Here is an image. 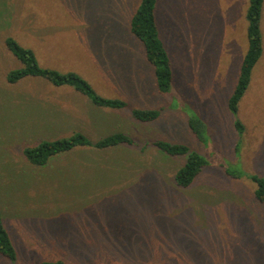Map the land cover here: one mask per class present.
Returning a JSON list of instances; mask_svg holds the SVG:
<instances>
[{
    "label": "rangeland",
    "instance_id": "rangeland-1",
    "mask_svg": "<svg viewBox=\"0 0 264 264\" xmlns=\"http://www.w3.org/2000/svg\"><path fill=\"white\" fill-rule=\"evenodd\" d=\"M139 2L0 0V212L17 252L14 263L0 256V264H264V203L249 179L264 177V54L237 115L227 109L246 48L247 0H158L157 27L172 61L167 94L157 91L129 31ZM6 37L32 49L40 66L77 73L104 98L161 109L159 120L137 122L128 109L90 111L83 96L41 79L7 84L20 64ZM192 116L205 142L189 130ZM74 132L93 142L122 132L135 147L76 149L44 167L22 156L23 146ZM154 140L207 161L188 188L173 179L185 157L141 152Z\"/></svg>",
    "mask_w": 264,
    "mask_h": 264
},
{
    "label": "trees",
    "instance_id": "trees-1",
    "mask_svg": "<svg viewBox=\"0 0 264 264\" xmlns=\"http://www.w3.org/2000/svg\"><path fill=\"white\" fill-rule=\"evenodd\" d=\"M157 7L159 8L158 0H140L131 16L129 31L143 46L146 62L153 68L157 91L160 94H167L173 81L172 61L158 31L156 22ZM242 20L244 22L246 48L240 58L241 62L236 83L227 103V109L234 115H237L239 104L251 87L253 69L259 60L261 61L264 54V36L262 32L264 0H247ZM3 46L20 64L19 68L11 69L6 73L5 82L7 84L14 87H22L23 84L21 83L25 79H41L55 88H70L87 99L95 109L124 111L128 109L126 102L123 100L104 98L98 95L92 86L75 72L62 73L54 68L40 66L34 51L21 46L13 38L6 37L3 39ZM128 112L132 120L140 123L156 122L161 115V109L133 108L128 109ZM238 119L234 121V127L240 134L243 131V125ZM188 128L198 141H206L204 125L197 117H190ZM121 146H127L130 149L135 147V142L122 132L102 136L94 142L89 140L83 133L74 132L57 140H42L35 146H23L22 156L30 166L44 167L57 156L69 154L76 149L105 151ZM149 147L157 149L168 157H185L184 164L175 172L173 177L175 185L181 189L188 188L201 173L202 168L207 165V161L200 154L191 151L182 144L154 140L144 144L141 147V152H144ZM226 174L236 179L241 177L239 172L233 173L226 170ZM249 179L255 185V190L253 191L254 199L259 203H264V177L252 175ZM0 256L11 263L15 262L17 256L11 236L4 226L1 212ZM39 264L67 263L56 260L42 261Z\"/></svg>",
    "mask_w": 264,
    "mask_h": 264
},
{
    "label": "crops",
    "instance_id": "crops-1",
    "mask_svg": "<svg viewBox=\"0 0 264 264\" xmlns=\"http://www.w3.org/2000/svg\"><path fill=\"white\" fill-rule=\"evenodd\" d=\"M83 98V97H82ZM84 101H85V104H86V107H87V109H89L90 111H92V109H95L90 103H89V101H87V99H83ZM89 106V107H88ZM79 107H81L82 108V106L81 105H79ZM98 113H102L103 111H101V110H103V109H95ZM105 110H109V109H105ZM82 111V110H81Z\"/></svg>",
    "mask_w": 264,
    "mask_h": 264
},
{
    "label": "bare ground",
    "instance_id": "bare-ground-1",
    "mask_svg": "<svg viewBox=\"0 0 264 264\" xmlns=\"http://www.w3.org/2000/svg\"><path fill=\"white\" fill-rule=\"evenodd\" d=\"M143 168V167H142Z\"/></svg>",
    "mask_w": 264,
    "mask_h": 264
}]
</instances>
